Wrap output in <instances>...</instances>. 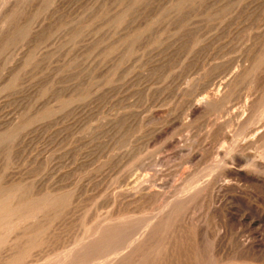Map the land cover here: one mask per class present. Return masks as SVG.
I'll use <instances>...</instances> for the list:
<instances>
[{
    "label": "rangeland",
    "instance_id": "obj_1",
    "mask_svg": "<svg viewBox=\"0 0 264 264\" xmlns=\"http://www.w3.org/2000/svg\"><path fill=\"white\" fill-rule=\"evenodd\" d=\"M245 101L264 123V0H0V264H264L212 173Z\"/></svg>",
    "mask_w": 264,
    "mask_h": 264
},
{
    "label": "bare ground",
    "instance_id": "obj_2",
    "mask_svg": "<svg viewBox=\"0 0 264 264\" xmlns=\"http://www.w3.org/2000/svg\"><path fill=\"white\" fill-rule=\"evenodd\" d=\"M247 73V72H246ZM225 77V76H224ZM236 79V78H235ZM223 80V79H222ZM213 82V81H212ZM225 82V81H224ZM223 82V83H224ZM230 82V81H228ZM242 82V81H241ZM222 83V82H221ZM226 83V82H225ZM227 84V83H226ZM220 85V83L218 84ZM221 86V85H220ZM227 87V86H226ZM223 88V86H222ZM226 89V88H225ZM204 90V89H203ZM219 90V89H218ZM220 93V91H219ZM207 95V94H206ZM221 95V93H220ZM222 96H220L221 98ZM228 97V96H227ZM253 97V96H252ZM210 98H212V101H215L216 100H219V95L216 93V94H213L211 97H209L208 99L210 100ZM206 97H204L203 99L200 100H197L196 103L193 105V110L196 111V108H198L202 103L203 101H205ZM244 99V98H243ZM247 99V98H246ZM250 99V98H249ZM248 99V100H249ZM227 100V99H226ZM211 101V100H210ZM220 101V100H219ZM218 101V102H219ZM223 101V100H221ZM220 101V102H221ZM242 102V100H240ZM254 101V100H253ZM240 102V104H241ZM213 103V102H212ZM222 104V103H221ZM217 105V104H216ZM220 105V104H219ZM225 105V104H224ZM254 105V102L252 104V106ZM192 106V104H191ZM222 106V105H221ZM227 106V105H226ZM254 108V107H252ZM258 110V109H257ZM192 112V111H191ZM190 112V113H191ZM234 112L237 113V123H239L238 125H240V128L242 130L243 133H241V141L240 143L236 146L237 148V154L233 155L232 154V150L229 148V149H226L224 150V154L226 155L224 160H222V162H215V164H213V172H215V175L218 176V177H223V178H226L231 175L235 176L237 178V181L240 183L239 185L236 186V190L239 192V194L241 195L240 197V203H237V205L240 204L241 206V211H246V210H249L251 211V213L249 214H252V212L254 213V216H247L245 213L242 212V214L240 215L239 213V218L240 220L242 221H245V220H248L249 221V224L251 225H258V224H264V214H260L259 212V209H258V206H253L251 204V202H254V203H260L261 202V198H260V195L261 193L264 194V123L261 121V119H259L252 111L251 109V104L250 102L248 101H245L244 102V105L242 107V110L241 111H238L237 112V109L234 110ZM261 112V111H260ZM260 114V113H259ZM258 114V116H259ZM215 115V114H214ZM232 115V114H231ZM236 116V115H235ZM264 116V115H263ZM232 119V118H231ZM264 120V119H263ZM219 126V125H218ZM222 129V128H221ZM224 130V129H223ZM244 130V131H243ZM222 131V130H221ZM241 132V131H240ZM239 134V133H238ZM239 135V136H240ZM223 139L227 140L230 138V136H228V134H224L222 136ZM224 140V141H225ZM231 141V140H230ZM227 148V147H226ZM235 148V150H236ZM212 153V152H211ZM199 155V154H198ZM216 155V154H215ZM196 153L192 154L191 158L193 160L196 159ZM190 159V158H189ZM230 159L231 161H233L236 166L238 167L237 169L233 168V167H230V168H227V160ZM191 160V159H190ZM230 160L228 162H230ZM192 161V160H191ZM196 161V160H195ZM219 161V160H218ZM232 163V162H231ZM230 166V165H229ZM228 166V167H229ZM140 169V168H139ZM141 170V169H140ZM135 174V173H134ZM144 174V173H143ZM141 175V174H140ZM141 177V176H140ZM213 177V176H212ZM215 177V176H214ZM132 178V177H131ZM130 178V179H131ZM207 178V177H206ZM229 178V177H228ZM139 180V179H138ZM208 180V179H207ZM211 180V179H210ZM227 180V179H226ZM131 181V180H130ZM137 181V180H135ZM145 181V180H144ZM218 181V180H217ZM129 182V181H128ZM223 182V181H222ZM131 183L132 187H134L133 185H135L136 183L133 181L129 182ZM210 183V182H209ZM229 182H225L222 186H220V191L219 192H216L214 194V198L215 199H218L219 197L221 198L222 196H224V194L230 189V183L228 184ZM138 184V183H137ZM143 184V183H142ZM129 186V188L131 187ZM140 186H141V183H140ZM163 186V185H162ZM213 186V185H212ZM128 187V186H127ZM126 187V188H127ZM131 187V188H132ZM150 187V186H149ZM148 187V188H149ZM209 187V186H208ZM234 187V186H232ZM137 187L135 186V189ZM146 188V187H145ZM145 188H143L141 186V190H145ZM214 188V187H213ZM147 189V188H146ZM159 189V188H158ZM130 190V189H129ZM150 190V189H149ZM212 190V189H211ZM210 190V191H211ZM136 191V190H135ZM148 189L145 191L147 192ZM161 191V190H160ZM163 191V190H162ZM213 191V190H212ZM218 191V190H217ZM233 191V190H232ZM128 192V191H127ZM176 192V191H175ZM174 192V193H175ZM182 192V191H181ZM189 192V191H188ZM143 193V192H142ZM147 193H150V192H147ZM211 193V192H210ZM213 193V192H212ZM223 193V195L221 194ZM228 193V192H227ZM136 194V193H135ZM173 194V193H172ZM176 194V193H175ZM174 194V196H176ZM179 194V193H178ZM185 194V193H184ZM187 194V193H186ZM220 194L222 196H220ZM231 194V193H230ZM262 194V195H263ZM6 195V194H5ZM133 195V194H132ZM239 195V196H240ZM261 195V196H262ZM156 196V195H155ZM162 196V195H161ZM196 196V195H195ZM209 196H212L211 194ZM264 196V195H263ZM131 197V195L129 196ZM154 197V196H153ZM160 197V196H159ZM186 196H183V197H179V198H175L173 199V203L172 205H170L169 207V210L166 212V213H163L164 215H166V218L168 217L169 213L171 210L175 209V207L179 206V205H182L181 203L184 201H187L186 199L188 198H185ZM189 197V196H188ZM232 197V196H231ZM132 198V197H131ZM171 198V197H170ZM213 198V199H214ZM159 199V198H158ZM212 199V197H211ZM212 199V200H213ZM237 199V197H236ZM167 200V199H166ZM172 200V199H171ZM170 200V201H171ZM220 200V199H219ZM232 201V199H230ZM239 200V199H238ZM263 200V199H262ZM52 201V200H51ZM163 201V200H162ZM221 201V200H220ZM220 201H218L217 203H219ZM224 201V200H223ZM222 201V202H223ZM238 202V201H237ZM167 203V202H166ZM211 203V202H210ZM230 203V202H229ZM220 204V203H219ZM225 204V203H224ZM231 204V203H230ZM214 205V204H213ZM212 205V206H213ZM223 205V204H222ZM161 206V205H160ZM183 206V205H182ZM185 206V205H184ZM228 206V205H227ZM225 206V207H227ZM162 207V206H161ZM216 207V206H215ZM233 207V206H232ZM239 207V206H238ZM218 208V207H217ZM231 208V207H230ZM148 209V208H147ZM163 209V208H161ZM240 209V208H239ZM220 211V210H219ZM248 211V212H249ZM259 211V212H258ZM225 212V211H224ZM162 213V212H161ZM262 213V212H261ZM175 214V213H174ZM174 214L170 215V216H173ZM181 214V213H180ZM163 217V216H162ZM176 218V217H175ZM162 219V218H161ZM170 219V218H169ZM160 223L162 222L161 220H159ZM241 221V222H242ZM246 221V223L248 222ZM133 222V221H132ZM131 222V223H132ZM244 223V222H243ZM130 224V223H129ZM248 224V223H247ZM125 225V224H123ZM128 225V223L126 224ZM168 225V224H167ZM119 226V225H118ZM156 226V225H155ZM162 226V225H161ZM122 227V226H121ZM133 227V226H132ZM117 228V227H116ZM126 228V226H125ZM150 228V227H149ZM155 228V227H154ZM115 229V228H114ZM134 229V228H133ZM161 229V228H160ZM175 229V228H174ZM128 230V228H127ZM131 230V229H129ZM115 231V230H114ZM121 231V229H120ZM152 231V230H151ZM160 231V230H159ZM253 231V230H251ZM125 232V231H124ZM148 232V231H147ZM143 233V232H141ZM145 234L146 231L144 232ZM263 233V232H262ZM126 234V233H125ZM118 235V234H117ZM116 235V236H117ZM121 235H122V232H121ZM124 235V234H123ZM133 235V234H132ZM138 235V233H137ZM153 235V234H152ZM264 235V234H263ZM263 235H260L263 236ZM114 236V234H113ZM115 236V237H116ZM134 236V235H133ZM141 236V235H140ZM144 236V235H143ZM146 236V235H145ZM110 237V236H109ZM112 237V236H111ZM114 237V238H115ZM135 237V236H134ZM259 237V235L254 231V232H251L250 234V239L249 241H243L241 242V248L242 250H244L243 248L246 247V245H249V246H257L258 243L260 242H256L258 240H256V238ZM119 238V237H118ZM129 238V237H128ZM138 238V237H137ZM150 238V237H149ZM124 240V239H123ZM129 240V239H128ZM263 240V239H262ZM137 241V240H136ZM140 241V240H139ZM142 241V240H141ZM146 241V240H145ZM155 241V240H154ZM126 242V241H125ZM134 242V241H133ZM143 242V241H142ZM262 242V241H261ZM120 243V242H119ZM138 243V242H137ZM240 244V243H239ZM263 244V243H261ZM260 244V246H261ZM119 245V244H118ZM127 245V244H126ZM129 245V244H128ZM132 245V244H131ZM264 245V244H263ZM262 245V246H263ZM247 246V247H249ZM259 246V245H258ZM127 247V246H126ZM131 247V246H130ZM134 247L137 248V246L135 245ZM143 247V246H142ZM162 247V246H161ZM240 247V246H239ZM238 247V248H239ZM87 248V247H86ZM119 248V247H118ZM139 248V247H138ZM261 248V247H260ZM85 249V248H84ZM251 250V248H250ZM89 251V250H88ZM129 251V250H128ZM98 252V251H97ZM244 252V251H243ZM157 253V252H156ZM161 253V252H160ZM112 254V253H111ZM155 254V253H154ZM153 254V255H154ZM244 254V253H243ZM241 255V254H240ZM89 256V255H88ZM121 256V255H120ZM125 256V255H124ZM139 257V256H138ZM147 258V257H146ZM75 259V257H74ZM97 259V258H96ZM141 259V258H140ZM241 259V258H240ZM162 260V259H161ZM72 261V260H71ZM73 263V262H72ZM115 263V262H114ZM143 263V262H142Z\"/></svg>",
    "mask_w": 264,
    "mask_h": 264
}]
</instances>
